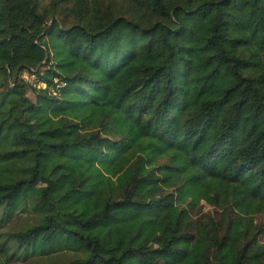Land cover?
I'll list each match as a JSON object with an SVG mask.
<instances>
[{
  "label": "trees",
  "instance_id": "16d2710c",
  "mask_svg": "<svg viewBox=\"0 0 264 264\" xmlns=\"http://www.w3.org/2000/svg\"><path fill=\"white\" fill-rule=\"evenodd\" d=\"M262 213L264 0H0V264H264Z\"/></svg>",
  "mask_w": 264,
  "mask_h": 264
},
{
  "label": "rangeland",
  "instance_id": "374dc122",
  "mask_svg": "<svg viewBox=\"0 0 264 264\" xmlns=\"http://www.w3.org/2000/svg\"><path fill=\"white\" fill-rule=\"evenodd\" d=\"M73 20L70 18V22H66L67 24L71 23ZM37 85L39 83L37 82ZM43 86V85H42ZM30 96L33 98L34 94L30 90ZM192 220L194 223H197L198 220H205L208 216H213L218 222L221 221V213L219 209L211 204L206 203L205 201H201L195 208L191 211ZM36 215L30 210L21 211L16 217L13 218L8 224H6V231L13 233L14 231L20 230L23 227L29 226L32 222H34ZM255 222L259 225H264V213L257 214L255 216ZM227 228V224H226ZM5 230V229H4ZM66 256H59L58 258L48 262V264H52L58 262L61 259H65ZM21 264V263H17ZM29 264V263H24ZM36 264V263H33Z\"/></svg>",
  "mask_w": 264,
  "mask_h": 264
},
{
  "label": "built area",
  "instance_id": "2783aa9c",
  "mask_svg": "<svg viewBox=\"0 0 264 264\" xmlns=\"http://www.w3.org/2000/svg\"><path fill=\"white\" fill-rule=\"evenodd\" d=\"M22 77L23 80H25V82H28L34 86L37 85L38 82V78H37V74L34 70H26L22 73ZM40 86V84L38 85Z\"/></svg>",
  "mask_w": 264,
  "mask_h": 264
}]
</instances>
